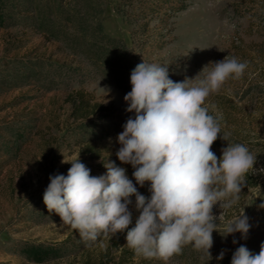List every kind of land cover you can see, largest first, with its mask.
<instances>
[{
	"label": "rangeland",
	"instance_id": "374dc122",
	"mask_svg": "<svg viewBox=\"0 0 264 264\" xmlns=\"http://www.w3.org/2000/svg\"><path fill=\"white\" fill-rule=\"evenodd\" d=\"M116 1L104 0L99 17L104 31L126 46L124 62L128 63H122L119 71H111L85 45L75 49L63 40L46 45L41 33L24 23L2 22L0 264H165L135 257L126 236L122 259L118 251L107 254L111 233L84 241L55 212H48L43 194L49 178L66 176L71 167L66 162L79 158L92 176L105 174L107 161L125 168L138 192L150 197V184H136L132 165L122 164L116 156L117 137L135 115L127 111L124 100L131 91L132 70L144 60L167 66L169 78L182 82L226 56L247 62V69L213 92L206 105H215L210 113L220 118L221 134L229 133V142L242 143L257 156L255 170L246 174L251 180L245 181L232 208L213 206L217 231L212 233L211 257L187 245L166 264H231L233 253L242 245L258 254L264 243V208L260 207L264 203V0H135L133 5L123 3L127 16L117 11ZM150 1L154 10L148 17L145 6ZM77 88L112 105L114 114L92 128L67 130L73 122L67 119L64 96ZM86 143L99 147L101 157L83 152ZM227 144L218 135L211 148L217 158ZM131 200L129 229L139 215L135 197ZM243 213L250 225L246 236L226 235L229 223Z\"/></svg>",
	"mask_w": 264,
	"mask_h": 264
},
{
	"label": "clouds",
	"instance_id": "9594fccd",
	"mask_svg": "<svg viewBox=\"0 0 264 264\" xmlns=\"http://www.w3.org/2000/svg\"><path fill=\"white\" fill-rule=\"evenodd\" d=\"M247 66L226 56L205 65L194 78L174 82L167 66L143 60L132 70L131 91L124 96L127 111L135 115L117 137L116 156L132 165L136 184H150V197L140 194L126 169L114 162H104L106 173L92 176L78 158L66 162L71 163L66 176L49 178L43 194L48 212L86 242L127 229L126 245L135 257L166 264L187 245L211 257L212 233L217 231L212 208L219 203L226 210L238 202L257 156L246 145L229 142V133L221 134L220 118L210 113L215 105L206 100L228 79L240 78ZM218 135L228 141L220 158L211 150ZM133 196L139 215L129 229ZM249 228L243 213L229 223L226 235L246 236ZM231 264H264V243L258 254L240 246Z\"/></svg>",
	"mask_w": 264,
	"mask_h": 264
},
{
	"label": "trees",
	"instance_id": "16d2710c",
	"mask_svg": "<svg viewBox=\"0 0 264 264\" xmlns=\"http://www.w3.org/2000/svg\"><path fill=\"white\" fill-rule=\"evenodd\" d=\"M134 2L135 0H119L115 2V7L117 11L121 10V13L127 16L123 5H133ZM103 3L104 0H0V27L2 22L13 19L12 24L22 22L27 28H33L41 33L46 45L60 40L74 45L75 49L85 45L111 71H119L122 63L123 66L128 63L124 62L128 59L125 54L126 46L123 42L120 43L119 38L111 37L104 31L99 17L104 12ZM120 6L123 9H119ZM152 6V1L147 2L145 6L147 11L145 15L148 17L153 16L150 13V10L152 12L154 10ZM181 8L183 7L178 9ZM142 14L144 15V12ZM64 100L69 107L67 119L73 122L66 129L71 131L92 128L101 120L113 115L115 111L112 105L95 99L82 88L71 89L65 94ZM82 151L94 158L101 157L99 147L91 143L84 144ZM246 180L251 179L245 177ZM126 235L127 229L115 235L111 234L108 238L107 254L118 251L122 259L126 252L122 247V241Z\"/></svg>",
	"mask_w": 264,
	"mask_h": 264
}]
</instances>
